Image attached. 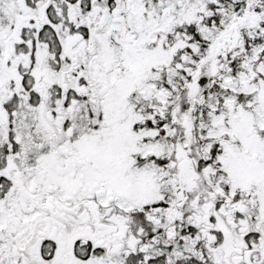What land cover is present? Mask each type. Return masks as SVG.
Returning <instances> with one entry per match:
<instances>
[{
  "label": "snow or ice",
  "instance_id": "snow-or-ice-1",
  "mask_svg": "<svg viewBox=\"0 0 264 264\" xmlns=\"http://www.w3.org/2000/svg\"><path fill=\"white\" fill-rule=\"evenodd\" d=\"M0 264H264V0H0Z\"/></svg>",
  "mask_w": 264,
  "mask_h": 264
}]
</instances>
